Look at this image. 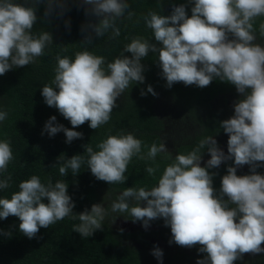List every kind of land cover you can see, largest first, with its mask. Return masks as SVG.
I'll return each mask as SVG.
<instances>
[{"label": "clouds", "instance_id": "9594fccd", "mask_svg": "<svg viewBox=\"0 0 264 264\" xmlns=\"http://www.w3.org/2000/svg\"><path fill=\"white\" fill-rule=\"evenodd\" d=\"M45 2L51 4L52 0ZM83 2L89 6L86 11L98 18L91 25L97 37L109 30L114 37L120 35L116 22L128 9V0ZM186 2L192 5L190 15L184 4L173 5L167 16L150 11L143 19L151 30V39L133 37L110 62L87 47L73 58L57 55L54 78L41 87V96L72 127L65 128L56 122V116H50L42 133L52 137L63 132L65 143H71L82 137L74 129L85 121L94 130L107 123L117 97L130 85L144 82L141 60L149 52L158 58L160 75L168 87L175 82L205 87L213 80L232 84L241 98L233 104L232 116L219 122L228 136L227 155L212 136L174 158L163 143H153L144 153L140 139L131 132H121L107 136L95 151L88 146L86 164L96 179L122 184L134 156L155 161L158 153H168L170 162L156 185L124 188L111 204V212L127 213L145 228L151 220L163 218L172 234L169 243L201 245L197 251L207 255L197 259L196 264H233L242 253L264 252L260 247L264 242V173L256 172L257 167H264V163H257L264 162V44L254 42L253 30L254 19L264 16V0ZM36 21L34 7L19 0H0V76L12 68L29 65L52 44L49 32L31 31ZM260 31L264 35V24ZM90 43V37H86L85 44ZM146 91L156 95L151 85ZM6 117L7 112L0 109V123ZM205 150L210 158L200 166ZM12 159L10 141L0 139V174ZM228 159L232 165L226 166L217 190L213 187L215 173L209 169ZM84 162L81 155H73L64 159L59 173L65 176L71 170L75 176ZM245 164L249 165V174L237 175L236 169ZM146 171L151 175L156 169L148 167ZM9 179H0V190L9 186ZM73 207L65 182L43 183L39 176L32 175L18 184V191L10 198L0 197V220L9 215L17 217L19 231L32 238L40 228L73 215ZM107 215L103 204H93L78 214L81 223L74 231L89 237L101 229ZM151 254L157 264H162L161 249L154 246Z\"/></svg>", "mask_w": 264, "mask_h": 264}, {"label": "trees", "instance_id": "16d2710c", "mask_svg": "<svg viewBox=\"0 0 264 264\" xmlns=\"http://www.w3.org/2000/svg\"><path fill=\"white\" fill-rule=\"evenodd\" d=\"M19 2L35 8L37 21L31 31L35 34L49 32L52 44L29 65L12 68L0 76V109L7 112L6 119L0 123V139L10 141L13 153L6 171L0 174V179L10 178L9 186L0 190V197L10 198L13 192L18 191L21 181L37 175L43 183L63 181L67 184V193L74 202V214L47 228H40L32 238L19 231L17 217L9 215L0 220V264H154L131 247V240L143 239L146 234L113 231L103 221L101 229L94 230L89 237H82L74 231V227L81 223L79 213L99 203L100 193L107 190L121 193L128 187L155 186L170 162L168 154L158 153L155 161L134 156L127 166L126 180L122 184H109L96 179L87 168L86 148L91 146L95 151L96 145L107 136L121 132H131L140 139L144 153L153 143L159 145L162 143L165 123L157 117L154 108L157 99L162 98L174 108V112L182 119V125L198 127L193 138L185 136V132L175 142V154L171 157L186 154L205 137H217L225 133L219 127L224 113L216 107V102L227 95L237 94L235 87L220 80H213L205 87L186 86L183 82H175L168 87L160 75L158 58L149 52L141 60L144 82L130 85L129 89L117 97L116 107L107 123L94 130L85 121L74 129L81 132L82 137L71 143H65L63 132L49 137L46 132L42 133V129L50 116H56V122L65 128L72 127L55 107L47 106L41 96V87L50 84L54 78L57 55L73 58L75 53L87 47L95 55L105 57L106 63L110 62L121 54L124 45L130 43L133 37L151 39V30L145 27L143 19L150 11L167 16L173 5L184 4L186 14L190 15L192 5L186 0H128V9L116 22L120 35L114 37L109 30L103 37H97L91 25L97 23L98 18L86 11L89 6L83 0H52L51 4L45 0ZM128 12L132 15L128 16ZM261 24H264V16L256 17L253 21L256 40H264L260 31ZM86 37H90V44H85ZM151 42L158 45L154 39ZM124 55L131 54L125 52ZM148 85H151L155 96L146 91ZM76 154L81 155L85 161L79 172L73 176L71 170H68L65 176H61L59 167L64 159ZM206 154V150L202 152V158ZM231 165L230 159L217 168L209 169L215 173V189L220 187V178L226 174V166ZM148 167L156 171L149 175L146 171ZM256 172L264 173V167H257ZM206 255L180 251L174 260L179 264H196L197 259ZM233 264H264V254L256 256L255 260L238 258Z\"/></svg>", "mask_w": 264, "mask_h": 264}, {"label": "rangeland", "instance_id": "374dc122", "mask_svg": "<svg viewBox=\"0 0 264 264\" xmlns=\"http://www.w3.org/2000/svg\"><path fill=\"white\" fill-rule=\"evenodd\" d=\"M231 39V36L229 37ZM256 43L264 44V40H255ZM241 98V94H230L226 97L219 99L216 102V107L221 109L228 119L233 114V104ZM156 113L160 119H162L165 123V131L162 134L163 144L165 145L166 151L174 149V145L172 141H176L187 131L184 129L181 124V120L177 113L174 112V108L162 98L157 99L156 104ZM179 118V119H178ZM227 139L223 138L221 141L220 149L225 152L227 151ZM210 158V157H209ZM203 161L201 165H204ZM223 162V161H222ZM241 171V170H240ZM120 192H115L112 190H107L104 193L99 194V203L103 204L106 210H108V215L105 217L104 222L113 230H120L124 233L138 234L143 233L146 234V237L141 239H133L130 241L131 247L138 251L142 257H146L147 260L157 264V259L151 254V250L154 246L158 247L162 250V264H179L174 260V256L178 254L180 251L197 253L198 245L195 244L192 247L180 246L175 242L169 243L171 239V231L168 226H165L163 218H156L149 222L147 228L142 227L141 221L137 220L133 222L132 218L127 213H112L111 212V204L116 200L117 196ZM143 202H141V206ZM120 215V216H117ZM116 216V217H115ZM115 217V219H114ZM114 219V220H113ZM113 220V221H112ZM261 248H264V242L260 245ZM257 253L246 252L243 254L244 258L252 257Z\"/></svg>", "mask_w": 264, "mask_h": 264}, {"label": "flooded vegetation", "instance_id": "af4514ba", "mask_svg": "<svg viewBox=\"0 0 264 264\" xmlns=\"http://www.w3.org/2000/svg\"><path fill=\"white\" fill-rule=\"evenodd\" d=\"M154 111H155V113H156V109L154 108ZM156 115H157V113H156ZM157 117H158V115H157ZM159 118V117H158ZM160 119V118H159ZM221 119H223V120H226V116L225 115H222V117H221ZM160 120H162V119H160ZM163 121V120H162ZM164 122V121H163ZM183 127H185L184 129H186L187 131H186V135L185 136H188V137H191V138H193L194 137V135H195V133L197 132V129H198V127H187L186 125H183ZM226 136H227V133H224V134H222V135H219V136H217V137H213V139H215L216 140V142H217V145H218V147L220 148V146H221V141H222V139L223 138H226ZM162 139V138H161ZM180 139H178V140H176V141H179ZM176 141H172L173 142V145H174V149L172 148V150L170 149V150H168L167 152L171 155V156H173L174 154H175V142ZM162 143H163V139H162ZM167 153V154H168ZM226 155H227V151H226ZM209 159V155H208V153L201 159V161H200V166H204V165H201V163L203 162V161H206V160H208ZM228 160H230V159H228ZM228 160H226V161H228ZM226 161H223V162H221V164L219 165V166H221L222 164H224ZM241 170V171H240ZM236 173H238V174H240V175H244V174H247V173H249V165H247V164H245V165H243V166H240V167H238L237 169H236ZM243 254L244 253H242L241 255H240V258H241V260H248V259H250V258H252L253 260H255V257L256 256H259V255H262V254H264V252H262V253H257V254H255V255H253L252 257H249V258H244L243 257Z\"/></svg>", "mask_w": 264, "mask_h": 264}]
</instances>
